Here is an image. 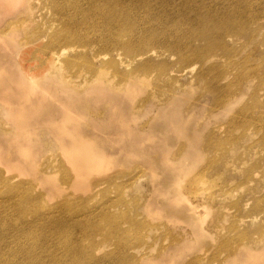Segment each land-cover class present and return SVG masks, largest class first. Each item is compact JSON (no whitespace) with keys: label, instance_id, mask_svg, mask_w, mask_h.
Returning a JSON list of instances; mask_svg holds the SVG:
<instances>
[{"label":"rangeland","instance_id":"374dc122","mask_svg":"<svg viewBox=\"0 0 264 264\" xmlns=\"http://www.w3.org/2000/svg\"><path fill=\"white\" fill-rule=\"evenodd\" d=\"M148 4L156 32L196 38L181 55L156 46L123 64L120 51L71 50L52 43L70 27L49 0H0V199L26 197L41 230L32 236L48 235L50 222L40 224L52 216L66 232L78 222L68 250L60 241L53 258L39 251L43 264H71L74 237L86 250L76 264L103 254L111 264H264V0ZM169 15L180 21L160 27ZM194 16L210 21L204 31ZM61 47L75 63L41 71ZM191 54L200 58L179 59ZM134 72L142 84L111 87Z\"/></svg>","mask_w":264,"mask_h":264},{"label":"bare ground","instance_id":"6f19581e","mask_svg":"<svg viewBox=\"0 0 264 264\" xmlns=\"http://www.w3.org/2000/svg\"><path fill=\"white\" fill-rule=\"evenodd\" d=\"M49 2L55 16H57L60 20V23L62 25H69L70 27V29L62 30L61 33L56 34L52 43L56 44L57 42H63L64 47L71 50H73L72 48L81 46L76 44H84L89 47L90 51L94 53L96 52V56L106 55L102 52L115 53L120 51L125 53L131 61H122L123 64L133 63V61H135L139 56H144L147 59V57L153 55L148 54V52L156 48V46L160 47L164 51L181 55L180 52L183 51V46L192 42L191 40L196 39L191 35L172 36L173 34H170V31L159 33L156 32L155 29H152L153 22H151L149 18L152 16L150 13L155 5L148 4V0H49ZM143 9H145V12L149 15H145V18L142 19L137 18L135 14H139L138 12ZM152 12L156 13V11ZM77 16L82 17L77 18ZM159 21H162L161 23H158L159 26L164 27L170 22L177 23L180 19L169 15L160 16ZM192 21L198 25L199 33L204 31L205 27L210 22L203 16H194ZM141 24L145 27V29L143 32L138 31L136 35L135 26L140 27ZM239 24L240 21L238 20L232 25L239 27ZM82 28L86 30L83 35L89 33L95 35L90 39H87L84 36L82 38L79 37L78 35H82L80 34V29ZM200 37L198 38L204 42L212 41L209 37H204L203 34L200 35ZM220 38V36L216 37V39ZM65 51L66 50L61 47L56 53L57 57H54L51 53H47L42 61L43 69H41V71H62V62H65L64 67L66 68L67 66H72L75 63V58H63L65 56ZM116 54L118 58L121 56L119 53ZM199 58V54H191L189 58L182 56L179 59L183 61H193ZM58 62H61V64H58ZM150 65L151 63L148 60H145L143 64H141L142 68H149ZM99 67V70H97L96 73L99 76H102L105 68L101 69ZM141 75L136 72L130 73L127 75L123 83L120 82L112 85L111 87L121 89V87L128 82L142 84ZM111 82L112 79L107 80L106 83L110 85ZM84 150L86 151V149ZM82 158L85 161H91L87 155H83ZM73 166L77 171L76 177H74L73 180H78L81 175L79 172L82 171L84 165L77 163V165L74 164ZM3 183L5 186H9V184H5V182ZM26 202H28L26 197L20 196V193L16 190L9 191L7 196L0 199V264H43V261L38 255L41 251L45 253V258H53L51 253L56 250L55 247L61 246L60 241L63 242L64 248L71 238L70 232L72 233L74 230L75 232L78 230V222L76 219L73 220V223L68 225L70 230L66 232V228L64 227L65 224L59 228V219H55L54 216H52L47 220H43L42 216L39 217L37 221L43 220L40 224L41 227H45L46 223L49 221V226L51 227L50 230L52 231L48 235L42 234L40 238L39 235L32 236V232L40 230V228L36 225L32 226L35 222L36 216H31L32 219L26 218V212H23L24 208H22ZM60 208L67 209L66 202L52 207L53 210ZM52 209L50 211H53ZM87 232L88 230L86 228L85 233L87 234ZM123 233L124 232L122 230L117 232L118 235H123ZM49 235L52 239L50 244L52 249L48 248L46 244V239ZM8 239H12L14 243H6ZM73 239L76 242V250L74 251L69 263L76 264L80 258H84L86 250H83V243L81 244L78 238L74 237ZM95 249L98 250L99 247L96 246L94 250ZM124 250V248L118 245L117 253L121 258H124ZM107 256L108 254H103L100 257L90 255L86 259L89 262L88 264H111L112 262L105 261Z\"/></svg>","mask_w":264,"mask_h":264}]
</instances>
